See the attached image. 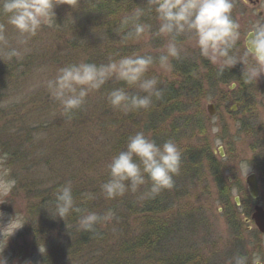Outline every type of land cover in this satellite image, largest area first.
<instances>
[{
    "label": "rangeland",
    "instance_id": "1",
    "mask_svg": "<svg viewBox=\"0 0 264 264\" xmlns=\"http://www.w3.org/2000/svg\"><path fill=\"white\" fill-rule=\"evenodd\" d=\"M141 9H145V12L140 22L145 25L146 30L141 37L130 39H122L125 33L112 32L110 37L108 34L103 35L80 21L71 22L74 23L73 28L66 29L64 24L61 28L53 16L41 26L35 36L21 38L11 25L0 22V34L5 38L0 40V225L6 226L12 221V228L6 229L4 236L0 235V259L5 260L6 264H100L102 259L99 260L98 257L102 256V252H117L115 242L104 238L105 241L96 243V247L92 245L91 248L69 253V243L74 241L71 233L74 228L81 229L78 222L74 224V218L67 216L64 220L55 216L56 187L63 181V184L75 181L78 179L77 175H80L79 182H72L73 190L80 189L82 181V175L76 170V166L68 168L67 162L66 166L62 164V156L66 157L75 150L72 154L74 156L76 150L83 145L88 149H105L111 139L109 134L100 132V128L91 119L94 110H101L96 108V103L105 97L104 86L90 92L85 104L68 119L62 114L58 102L50 97L46 83L55 78L57 70L64 66L89 63L91 49L97 43H110L112 60H117L119 54L122 57L153 56L155 62L146 75L157 77L160 89L173 80V61L187 62L194 66L205 65L203 60L195 58L199 54L195 39L181 36L178 37L177 45L180 49L179 59L170 57L169 63L162 67L158 58L166 54L169 37L155 36L153 33L159 27L155 12L148 13L145 4ZM61 18L65 22L67 16ZM83 28L89 30H82ZM57 29L62 32L57 33ZM122 44L124 50L119 51L117 46L122 47ZM13 48L20 52L19 58L8 57L7 53ZM108 62L106 60L102 63ZM207 80L204 84V99L200 105L204 130L217 161L226 167L225 176L233 184L231 202L236 207V215L244 221L245 232L240 240L216 189L211 187V183L207 185V174L203 183L193 182L194 185L189 189L188 197L195 202V213L198 211L193 224L185 214H170L168 223L173 231L167 235L156 258L161 257V264H174L178 260L174 254L188 260L198 253L208 261L207 264H229L234 255L243 254L248 257L249 264H264V235L251 218L256 202L246 201L245 193L248 192L247 176L255 172L257 164L262 168L264 163L263 159L259 161L261 164L257 162L260 154L264 155V127L259 135L255 127L259 122L264 123V114L260 116L258 123L252 120L256 116L245 114L241 109L236 112L218 110L216 117H210L207 106L210 102H215L217 91L229 89L232 81L222 85L209 78ZM107 83L113 90L118 88L119 81L112 78ZM125 88L134 94H144L135 87ZM254 93L250 91L253 96ZM253 96L248 97L247 107L251 108ZM260 109L264 110L262 106ZM190 114L184 110L175 119L179 126L187 125L191 128L185 135L196 138L199 131L192 130L195 122ZM258 137L263 140H258ZM189 142L191 145L196 144V139H189ZM69 147L72 149L70 152L67 150ZM222 147L225 158L220 157L219 148ZM54 149L60 154L58 158L51 156ZM87 175L89 178L96 177L93 173ZM172 191L174 190L170 189V196ZM236 198L239 200L236 201ZM257 204L264 208L261 196ZM101 211L102 215L108 217L102 221L103 231L113 228L118 230L122 220L116 219L117 214L112 208L108 210L105 206ZM248 211L251 216H247ZM124 219L129 228L135 229L130 217ZM13 231L15 233L12 235ZM132 237L129 235L125 238ZM123 264L152 262L145 253H141L135 254L130 261L124 260Z\"/></svg>",
    "mask_w": 264,
    "mask_h": 264
},
{
    "label": "trees",
    "instance_id": "2",
    "mask_svg": "<svg viewBox=\"0 0 264 264\" xmlns=\"http://www.w3.org/2000/svg\"><path fill=\"white\" fill-rule=\"evenodd\" d=\"M54 3H57V5L53 9L54 14L52 16L56 22L60 23L58 27L63 28L64 24V28L70 29L73 28L72 24H74L71 22L80 21L103 35L108 34L109 37L112 32V34L125 33L126 30L120 29V22L125 17L133 15L134 10L141 9L144 4L148 8L147 0H54ZM63 16H67V19H64L66 24L61 21ZM0 22L7 23L6 17L0 15ZM86 29L89 30L88 28L82 30ZM61 32L57 29V33ZM88 33L91 34V32ZM117 47H119V51L124 50L123 44L122 47L119 45ZM90 53L92 55L89 63L99 65L112 59L110 43L104 45L97 43ZM121 57L122 55L119 54L118 59ZM171 66L172 82L162 88V97L160 99L154 98L151 106L146 110L132 111L127 114L120 110H113L114 108L107 101V95L112 88L109 83L105 84L103 90L106 94H102L105 97L100 98L96 103V108L101 110H94L91 119L100 128V132L111 136L110 141L107 142V148L100 150L88 149L83 145L82 148L76 150L74 156L72 154L75 153V150L66 157L62 156L64 157L62 160L64 166H66V162L68 168H75L76 166V170L82 175L80 189L73 190L77 206L86 208L88 211L98 213L101 216H105L102 215L101 211L105 206L108 210L111 207L117 214L116 219L118 221L122 220L118 230L113 228L110 231H103L101 226L103 220L96 225L94 233L74 228L73 233H71L74 241L69 243V253L75 252L77 249L91 248L96 243H103L105 239H111L117 246V252H102V256L98 257L99 260L102 259L100 264H123L124 260L130 261V258L135 254L141 255V253H145L152 264L154 262L155 264H161V257L159 260L156 256L157 253L160 254L167 235L173 231L168 223L171 217L170 214L173 213L174 216L176 212L178 215L185 214L188 221L193 224L196 218L195 214L198 211L195 213V202L188 197L189 189L190 186L194 185L193 182L203 183L202 180L207 174V185L209 186V183H211V187L216 189L226 215L230 218L229 220L234 227L233 229L239 234V239H242V234L245 232L244 221L236 215L234 211L236 207L231 202L233 184H230V178L225 176L226 167L222 162L217 161L210 142L206 138L204 117L201 114L200 105L205 94L204 84L207 83L210 73L214 74L217 69L206 65L194 66L179 61H173ZM229 81L230 79H227L223 84L227 85ZM117 86L118 88L128 87L121 81ZM129 93L134 94L130 91ZM184 110L191 113L190 116L195 122L192 130L199 131V136L196 138L194 136L189 137L188 134L185 135L189 129L191 130L189 126H179L177 124L175 118L180 116ZM180 119L185 122L182 117ZM140 131H143L146 136L154 139L158 144L172 140L180 150V171L174 175L173 187L170 188L174 190L172 191L174 194L172 193V196H170V189H165L155 198L142 199V193L149 187L146 184L136 193L129 190L123 196L106 199L101 191V185L109 179L108 164L113 156L125 150L128 138ZM189 139H196V144L191 145ZM67 150L70 152L72 149L69 147ZM59 155L58 150L54 149L51 156L58 158ZM87 173H93L96 177L89 178ZM77 177L78 179L72 181L73 183L80 181V175H77ZM260 181V196L264 202V163L260 170ZM234 182H237L236 179H234ZM63 183L64 181L56 189L64 185ZM83 193H91L94 198L82 204ZM245 193L246 201L253 203V198L249 195V192L245 191ZM247 216H251V212L248 211ZM124 217H130L133 220L135 229L129 228V224ZM68 218H74V224L79 219L75 213L70 214ZM129 235L133 237L125 238ZM174 255L178 259L174 264H207L208 262L198 253H195V256L190 257L188 260H183L181 255L180 257Z\"/></svg>",
    "mask_w": 264,
    "mask_h": 264
},
{
    "label": "clouds",
    "instance_id": "3",
    "mask_svg": "<svg viewBox=\"0 0 264 264\" xmlns=\"http://www.w3.org/2000/svg\"><path fill=\"white\" fill-rule=\"evenodd\" d=\"M147 2V11H154L159 22L153 34L169 37L166 54L158 58L162 67L169 63L170 57L179 59L178 37L186 36L195 39L200 56L218 67V76H223L226 70L237 64L243 65L240 80L244 84L257 83L264 75V23L254 24L244 34L241 45L240 25L232 16V0ZM56 5L54 0H0V15L6 17L7 24L16 30L19 37L26 38L37 34L54 14ZM144 12V9L134 10L133 15L121 20L120 29L126 30L122 39L139 38L144 34L145 25L140 22ZM4 39L0 34V40ZM7 55L19 58L20 52L13 48ZM154 62L151 55H132L118 60L109 59L106 64H71L58 69L46 87L50 97L61 107L62 114L71 119L74 112L85 104L90 92L100 90L109 79L115 78L144 93L130 94L124 87L108 93L110 106L127 114L148 109L153 97H162V89L157 86L158 78L146 75ZM232 87L236 84L233 83ZM180 165L181 153L172 140L158 144L140 131L128 138L125 150L112 157L108 164L109 179L101 185V191L106 199H115L129 190L136 193L147 184L149 187L141 198H155L163 190L173 187V177L179 173ZM82 196V204L94 198L91 193H83ZM72 213L79 217V228L88 233H94L96 225L108 218L77 206L71 181H68L56 191L55 216L66 220ZM11 228L12 221L6 226L0 225V235L4 236L5 230ZM0 264H6V261L0 259ZM229 264H249V259L246 255L236 254Z\"/></svg>",
    "mask_w": 264,
    "mask_h": 264
},
{
    "label": "flooded vegetation",
    "instance_id": "4",
    "mask_svg": "<svg viewBox=\"0 0 264 264\" xmlns=\"http://www.w3.org/2000/svg\"><path fill=\"white\" fill-rule=\"evenodd\" d=\"M233 2V10H232V16L233 18L238 22L240 25V32H241V45L244 38V34L256 23H264V0H232ZM241 53L243 52V48L240 49ZM200 61H204L205 65L208 67H215L217 70L214 74L212 72L208 76L209 80L214 82H219L223 85V82L227 79H230L232 81V84L235 83L236 87H231L226 90H218L215 94V102H210V104H213L215 106L216 115L218 113V110H231L233 112H236L237 110L241 111L243 110L245 114H253L256 116L255 118H252L254 121L261 120V115L264 114V110L260 109V106L264 108V75H262L257 83L253 84H244L240 79L242 78V64H237L235 67L228 69L225 71L223 76H218V67L216 65L211 64L207 59L200 56V54L196 55V57ZM242 86V87H241ZM250 91L255 92L254 96L250 94ZM254 97V100L252 102L251 108L247 107L246 103L248 102V97ZM248 110H244V109ZM212 117V116H210ZM213 118V117H212ZM258 123V122H257ZM259 123L261 126H259ZM256 129L257 134H261V131L263 132L264 123L259 122ZM264 136V132H263ZM262 138L258 140H261ZM263 140V139H262ZM264 141V140H263ZM220 150V157L225 158L226 154L224 151V147L219 148ZM260 154V153H259ZM261 159L264 160V155L260 154V158L257 159V162H259ZM255 172L252 174H255L257 177L258 185H259V194L261 191V181H260V170L261 167L257 164L255 167ZM248 190V186H247ZM249 192V190H248ZM239 200V198H236V201ZM254 200V199H253ZM260 200V196L257 200H254L256 202V205ZM255 205V206H256Z\"/></svg>",
    "mask_w": 264,
    "mask_h": 264
},
{
    "label": "water",
    "instance_id": "5",
    "mask_svg": "<svg viewBox=\"0 0 264 264\" xmlns=\"http://www.w3.org/2000/svg\"><path fill=\"white\" fill-rule=\"evenodd\" d=\"M208 113L214 117L216 115L215 106L209 104L207 106ZM246 185L248 186L249 193L254 200H257L260 196L259 185L255 174H250L246 178ZM238 201V200H237ZM252 220L258 228L259 232L264 235V208L261 205H256L254 213L252 214Z\"/></svg>",
    "mask_w": 264,
    "mask_h": 264
}]
</instances>
